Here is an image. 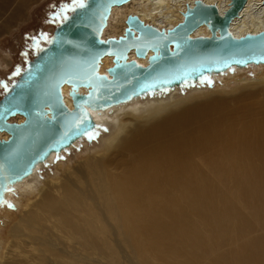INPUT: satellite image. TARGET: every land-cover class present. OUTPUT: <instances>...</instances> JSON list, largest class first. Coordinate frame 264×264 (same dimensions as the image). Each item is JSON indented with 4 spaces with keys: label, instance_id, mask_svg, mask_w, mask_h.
I'll return each mask as SVG.
<instances>
[{
    "label": "bare ground",
    "instance_id": "bare-ground-1",
    "mask_svg": "<svg viewBox=\"0 0 264 264\" xmlns=\"http://www.w3.org/2000/svg\"><path fill=\"white\" fill-rule=\"evenodd\" d=\"M204 1L215 3L222 12L230 0ZM186 3L193 4V0L114 4L101 36L122 33L128 13H137L158 27L172 26L182 19ZM262 28L264 0H246L230 22L235 35ZM198 34L210 31L200 24L191 32ZM147 55L138 57L133 49L128 51V58L142 64ZM111 63L112 56L103 55L98 70L107 73ZM259 64L264 63L246 66ZM236 82L191 91L188 96L177 93L185 85H175L163 90L162 96L152 91L101 110L91 109L97 124L110 127L102 149L79 162V180L71 181V186L66 182L59 185L63 196L53 195L51 188L56 184L40 179L37 173L38 166L51 162L55 152L10 183L5 194L14 185H23L26 196L32 198L20 212V223L25 208L38 215L30 219V227L42 223L38 210L51 211L79 236L85 234V228L93 239L103 233L114 235V241L128 249L110 248L130 256L127 264H264V100L259 107L253 105L264 96V81L245 78V82ZM68 89V83L61 85L63 99L72 107ZM168 90L172 92L167 94ZM7 136V131L0 130V137ZM41 195L45 202L38 208L31 205ZM3 212L14 216L1 205L0 214ZM7 226L10 239L0 253V264H36L12 247L23 237L17 222ZM0 227H5L2 220ZM46 238L47 248L55 250L58 244L66 248L54 230ZM115 264L125 262L115 257Z\"/></svg>",
    "mask_w": 264,
    "mask_h": 264
},
{
    "label": "water",
    "instance_id": "water-1",
    "mask_svg": "<svg viewBox=\"0 0 264 264\" xmlns=\"http://www.w3.org/2000/svg\"><path fill=\"white\" fill-rule=\"evenodd\" d=\"M128 0H77L63 11L46 42L0 95V203L10 183L30 173L51 152L58 153L79 137L92 135L101 110L136 95L192 85L213 73L249 63H264V28L235 35L230 22L246 0H230L221 12L213 2L186 3L182 19L168 27L128 13L122 33L102 37L110 9ZM200 24L210 34L191 35ZM133 49L142 64L128 58ZM112 56L105 72L103 55ZM69 84V107L61 90ZM86 90L80 91V87ZM20 113L23 119L9 120Z\"/></svg>",
    "mask_w": 264,
    "mask_h": 264
},
{
    "label": "rangeland",
    "instance_id": "rangeland-1",
    "mask_svg": "<svg viewBox=\"0 0 264 264\" xmlns=\"http://www.w3.org/2000/svg\"><path fill=\"white\" fill-rule=\"evenodd\" d=\"M73 3V0H0V95L5 89L3 84L8 85L24 66L26 60L35 53L41 44L46 42L62 12ZM227 71L213 74L202 82L198 81L192 85L180 87L177 93L188 96L191 91L221 88L227 84L233 85L236 80V83L245 82V78L246 81L247 79L254 82L264 81V64L248 65L243 68L234 67ZM167 92L169 94L172 91L168 90ZM157 93L160 96L164 95L163 91H157ZM143 96L146 98L145 94ZM263 100L264 96L258 97L253 104L254 107L263 104ZM109 109L107 108L106 111ZM16 119H20L18 114L10 117V120ZM96 128L92 135L82 137L60 153H56L51 162L47 161L44 165L38 166L39 178L56 184L51 188L53 195L63 196L64 190L59 185L66 182L71 186L72 182L79 180L78 175H81L79 170L77 172L79 162L102 149L103 137L109 136L110 127L105 123H99ZM113 157H116V154ZM57 165L61 167L57 168ZM56 172L58 176H54ZM47 177L58 180H47ZM24 189L23 185L19 187L14 185L10 192L5 194V202L0 204L3 209L6 208V210L14 212L12 217L6 216L4 212L3 215L0 214V220L5 225V227H0V253L4 249L5 243H8L10 239L8 223L15 224L17 222V226L23 231V237H19L12 247L25 253L36 264H115V257H119L120 261L127 264L130 256H125L117 248H110L114 246L127 248L115 242L114 235L103 233L93 239L89 230L85 228V234L79 236L69 226H65L51 211L47 213L38 210L39 220L42 223L30 227V219L38 217V215L25 208L22 212L24 220L20 223L18 219L20 212L28 200L32 199L29 195V197L26 196ZM42 202L45 200L41 195L31 205L38 208L39 203ZM53 230L56 232V239L64 242L66 248L61 249L59 244L55 250L45 246L44 241ZM103 241H106L105 244Z\"/></svg>",
    "mask_w": 264,
    "mask_h": 264
},
{
    "label": "snow or ice",
    "instance_id": "snow-or-ice-1",
    "mask_svg": "<svg viewBox=\"0 0 264 264\" xmlns=\"http://www.w3.org/2000/svg\"><path fill=\"white\" fill-rule=\"evenodd\" d=\"M74 3H76V0H73ZM86 5L82 2L76 3V7L84 8ZM3 87L7 89V84H3Z\"/></svg>",
    "mask_w": 264,
    "mask_h": 264
}]
</instances>
